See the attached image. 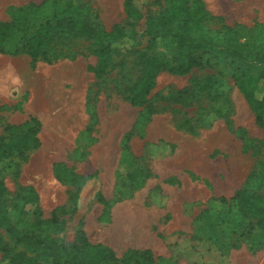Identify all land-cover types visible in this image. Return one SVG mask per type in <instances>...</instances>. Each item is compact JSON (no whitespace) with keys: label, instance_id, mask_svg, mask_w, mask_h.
<instances>
[{"label":"rangeland","instance_id":"374dc122","mask_svg":"<svg viewBox=\"0 0 264 264\" xmlns=\"http://www.w3.org/2000/svg\"><path fill=\"white\" fill-rule=\"evenodd\" d=\"M43 1L0 0V20L11 21L10 7ZM89 1L107 30L128 22L125 0ZM203 1L211 15L200 33L221 39L224 26H230L245 34L242 41L249 42L251 53L264 47V0ZM50 15L42 6L33 23ZM140 39L130 34L118 44L116 64L103 79L94 73L91 40L59 47L55 54L60 49L65 54L51 63L33 64L27 53L0 51V138L8 125L25 124L31 116L42 122L38 148L0 162L11 219L22 228L36 219V211L49 219L59 208L62 223L54 236L66 250L82 228L91 243L111 247L119 258L148 248L157 264H264V236L257 232L250 242L233 233L222 221L225 209L217 199L231 197L247 183L264 193V126L236 79L259 69L224 52L199 50L195 55L202 66L183 73L160 71L148 102L133 106L128 93L141 75L140 52L158 53L177 68L187 66L186 54L168 41L147 48V37ZM209 75L231 100L226 115L202 111L206 97L188 101L178 95ZM148 106L155 110L151 115ZM186 119L193 131L179 125ZM141 168L149 169L145 181L130 188L125 176ZM66 169L76 174L74 180L57 176H66ZM95 173L97 180L87 178ZM21 187L38 194L36 203L27 204L25 217L16 207ZM0 238L10 244L2 230ZM128 264H137L134 257Z\"/></svg>","mask_w":264,"mask_h":264},{"label":"trees","instance_id":"16d2710c","mask_svg":"<svg viewBox=\"0 0 264 264\" xmlns=\"http://www.w3.org/2000/svg\"><path fill=\"white\" fill-rule=\"evenodd\" d=\"M42 6H47L51 15L35 24L33 15ZM124 6L129 20L115 24L112 30L106 29L89 0H45L42 5L31 3L27 7H10L11 21L0 20V51L27 53L33 64L40 59L51 63L65 54L62 49L55 54L59 47H64L73 40H91L94 44L92 51L97 56L94 73L99 79H103L116 64L115 56L120 50L118 44L125 42L130 34L138 36L139 40L147 37V48L161 41H168L182 54H186L187 66L177 68L167 57L158 53L148 50L140 52L141 75L128 93V100L133 106L148 102V95L155 87L160 71L183 73L191 67L202 66V59L195 55L199 50L224 52L259 69L256 75L242 74L236 79L255 113L257 123L264 126V47L251 53L248 49L249 42L242 41L245 34L230 26H224V37L221 39L200 33L198 30L201 24L211 15L203 0H125ZM214 84V76L209 75L204 80L195 81L190 91H179L178 95L180 98L186 96L188 101L206 97L208 103L205 107L200 106L202 111L210 113L214 110L226 115L231 109V100L226 92L218 91ZM154 111L153 106H148L149 115ZM201 113L204 115V112ZM179 125L192 131L195 129L191 119L181 121ZM41 126V120L35 116H31L25 124L8 125V133L0 138V162L14 154L23 157L25 151L38 148ZM66 171V176L60 172H57V176L74 180L76 174L72 170ZM148 173V168H141L128 173L125 180L130 188H137L145 181ZM87 178L97 180L98 175L95 173ZM21 190L24 193L19 195L20 204L18 202L16 207L19 205L20 213L25 217L27 204L36 203L38 194L31 187H21ZM92 190L90 188L89 192ZM100 199L108 205L104 198ZM217 199L225 209L221 213L222 221L228 223L227 226L233 233L250 242L257 232L264 236V193L251 189L247 183L231 197L220 196ZM8 201V190L0 169V230L5 232L10 241L8 245L0 238V264H128L133 257L137 264H157L154 253L148 248L132 251L130 258L128 255L119 258L111 247L103 243H91L82 228L76 232L73 247L66 250L54 236L62 223L57 214L59 208L54 210L49 219H42L41 212L36 211V219L19 228L10 217ZM60 208L65 210L66 206ZM205 212L206 216H211L210 209ZM78 223L82 224V221L79 220Z\"/></svg>","mask_w":264,"mask_h":264},{"label":"bare ground","instance_id":"6f19581e","mask_svg":"<svg viewBox=\"0 0 264 264\" xmlns=\"http://www.w3.org/2000/svg\"><path fill=\"white\" fill-rule=\"evenodd\" d=\"M247 2V1H246ZM257 3V2H256ZM250 4V3H249ZM245 9V8H244ZM12 71V70H11ZM8 74V73H7ZM10 78V77H9ZM56 98V97H55ZM55 102V101H54ZM42 108V107H41ZM58 108V107H57ZM52 120V119H51Z\"/></svg>","mask_w":264,"mask_h":264}]
</instances>
